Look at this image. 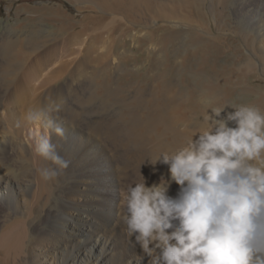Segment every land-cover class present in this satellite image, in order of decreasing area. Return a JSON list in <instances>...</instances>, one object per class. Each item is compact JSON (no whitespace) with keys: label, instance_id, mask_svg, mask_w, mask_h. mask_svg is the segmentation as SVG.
I'll return each instance as SVG.
<instances>
[{"label":"rangeland","instance_id":"1","mask_svg":"<svg viewBox=\"0 0 264 264\" xmlns=\"http://www.w3.org/2000/svg\"><path fill=\"white\" fill-rule=\"evenodd\" d=\"M209 1L202 7L196 5L194 0H165L166 9L156 7L146 15L139 10L124 15L105 11L103 14L100 0L81 5L68 0H0V72L5 71L0 76V122L5 128L4 137L7 136L5 143L12 140L15 149L12 155L5 158L0 154V163L13 170L14 178L18 181L36 178L35 188L25 198L26 202L21 197V210L15 217L5 222L4 212L0 209V264H48V249L40 243L36 245L35 236L44 225L45 214L50 210L56 211L60 206V192L67 187L61 180L57 182L58 177L45 183L41 179L40 170L48 167V164L35 152V137L38 132H43V126L27 120L29 110L58 105L60 115H69L70 111V120L82 127L85 136L90 137L88 139L86 136V143L95 145V150L83 148L81 154L85 157L79 161L76 159L78 151L69 149L65 152L67 160L75 169L83 160L90 159L89 162L97 170V159H102L106 164V160L109 161L112 174L103 181L105 201L102 205L107 210L110 208L113 215L121 210L118 207L121 189L141 182V173L149 185L159 182L161 176L168 178L167 165L153 166L150 163L164 152L160 150L154 154L162 142L154 134L156 122L150 123L147 132V151L140 148L137 127L133 126L130 130L129 118L132 115L137 119L143 110L137 109L136 105L139 89L145 85L146 77L136 74L125 78L116 72L118 54L122 48V52H128L130 65L149 64L151 60L168 64L159 74L167 75V84L173 85L171 129L176 123L175 116L182 109L194 110L184 120L180 119L184 121L181 126L177 125V129L191 136V130L200 126L206 111L211 114L210 107L247 105L261 110L259 101L264 98V73L261 66L256 68L255 56L263 51H259L257 37L247 26L248 21L238 22L235 15L226 11V0H211V6ZM174 6H177L176 11L170 9ZM226 12L230 14L229 20L226 24L222 23L225 20L219 23L217 15L223 16ZM166 14L170 23L166 21ZM208 27L212 29L213 37L208 34ZM146 32L154 37L148 42L145 41ZM165 32L174 34L176 40L169 43L167 49H162L159 38ZM210 43L220 49L218 54ZM106 70L112 73L114 82L107 78L109 72ZM102 82L108 85L105 91L100 88ZM209 82L213 84L212 87L208 85ZM110 85L114 90L110 89ZM126 87L127 90H124ZM117 89L121 94L116 92ZM212 93L216 94L215 99H209L208 95ZM123 100L125 103L129 100V105H125ZM195 105L199 106L200 111ZM227 111L234 109L229 107ZM64 131L67 136L70 135L65 128ZM131 132H134L133 135ZM49 134L53 143L59 140L51 132ZM128 136L132 138L128 139ZM172 137L171 132L173 142L175 137ZM127 142L131 143L128 145ZM97 143L103 147H98ZM171 145L170 151L174 152ZM177 147L176 150L181 148ZM23 157H26L28 164L21 162L20 158ZM77 164L78 167L75 166ZM45 185L47 188L42 190ZM54 189H58L56 194H51ZM177 191L178 186L173 184L170 194L175 195ZM72 200L77 201L78 198ZM19 223H22L28 238L25 246L10 249L7 231ZM118 236L121 237L120 234Z\"/></svg>","mask_w":264,"mask_h":264},{"label":"clouds","instance_id":"2","mask_svg":"<svg viewBox=\"0 0 264 264\" xmlns=\"http://www.w3.org/2000/svg\"><path fill=\"white\" fill-rule=\"evenodd\" d=\"M209 109L183 147L150 162L167 165L168 178L149 185L141 173V182L120 191L118 218L139 247L141 264L145 258L148 264H264V112L247 105ZM59 111L42 107L26 117L43 126L35 152L54 166L40 170L46 181L68 167L49 134L65 135L54 115Z\"/></svg>","mask_w":264,"mask_h":264},{"label":"bare ground","instance_id":"3","mask_svg":"<svg viewBox=\"0 0 264 264\" xmlns=\"http://www.w3.org/2000/svg\"><path fill=\"white\" fill-rule=\"evenodd\" d=\"M68 1L74 2L79 5L83 4L84 2L86 3L91 1L94 2V0H68ZM226 1L228 2L227 3L228 5L224 6L226 8V11L231 13L232 16L235 15L238 18L237 19L235 17L238 20V22L248 21L247 26H249L251 32H253V34L257 37V41H258L257 45L258 46L260 45L259 51H263V53L259 52L260 54L255 56L257 58L256 68H258V65L261 66L262 72L264 73V0H226ZM100 2H102L101 3L102 8L101 9L98 8V9L103 11V14L105 11L108 14L109 12H113L114 14L118 12V13H124V15H126L127 13L129 15L139 10V12H141L142 15H146V12L151 11L153 8L157 7L160 9H166L168 7L167 4H165V0H100ZM194 2L196 5L200 4L202 5V7H204L207 0H194ZM96 3L99 4V2ZM209 3L211 6V0L209 1ZM170 9L172 11H176L177 6H174V8L170 7ZM229 15L230 14H227V12L223 16L217 15L218 16L217 21H219L220 23L223 20H225V22L222 23L226 24V21L229 20L230 17ZM117 16L120 15L118 14ZM165 17H166V21L170 19V18L168 19L167 14L165 15ZM126 19H128V17ZM161 19L165 21V18L163 16H161ZM116 27L117 26L115 25L114 27L115 29L114 28L113 29L116 30ZM160 30H165V28H161ZM210 30L208 27V32H209L208 34L211 35V37H213V34L211 33ZM146 34L147 35L145 37L146 38L145 41L148 42L149 39L154 38L152 37V35L150 36V34H148L147 32ZM175 40H176V36L174 34L165 32L159 38L160 46H162V49L163 48L167 49L169 43L170 44L172 42L174 43ZM137 43L139 44V41ZM210 45L215 48L218 54L220 49H218L211 43ZM122 49L120 50L121 53L119 52L120 54H118L120 55L118 61L119 65L117 67L116 72L123 75L125 78L132 77L136 74L138 75L140 74L141 76L144 75L146 77V80H144L145 85L139 89L140 95L137 98V105H136L137 109H143V110L140 111L137 119L136 117H133L131 115V118H129L130 121L128 120V123H130L131 125L130 130L133 129V126L137 127L138 132L136 131L135 132L138 135L137 138L140 139L139 141L140 148H142L143 151L145 150L147 151V146H148L147 132L149 131L151 122L154 123L156 122L155 123L156 125L154 126L155 128L154 134H156L157 137L162 139L161 144L154 151V154H157L160 150L172 152L170 151V145L172 142L171 132L173 137H175V138L172 137L173 142L171 146L174 147L175 151L177 146L183 147L191 138V134L188 132H181V130L177 129L178 128L177 125L180 124L181 126V124H183L184 121L181 122L180 119L184 120V118L188 117V115L193 114L194 110L192 108L182 109L181 112L175 116L176 123L173 125L171 129L173 85L167 84L166 82L167 75L159 74L160 71L163 70L168 64H166L165 61H161V60H151L150 63L148 62L149 64L141 63L139 64V66L138 65L133 66L130 65L129 63L131 59L127 58L128 52L127 51L122 52ZM115 50H117V48ZM205 62L206 61L204 60V63ZM121 66H124V68H121L120 70L119 68ZM106 71L109 72L107 73V78L111 80L113 76L112 73L109 70ZM0 73H1L0 76L2 77L5 74V71L2 70V72ZM102 83L103 84H101L100 88L102 91H105L108 85H106L107 84L106 82H105L106 84H104V82ZM208 85L213 86V84H211L210 82ZM110 86H111L110 89L114 90L112 85ZM210 86L209 88L211 89L212 86L211 87ZM130 88L128 90H130ZM123 89L127 90V87ZM118 90L120 89H117L116 92L119 93ZM122 94L124 95V93ZM209 95H208L209 99H215L216 94L212 93ZM118 99L120 98L118 97ZM135 101H131V102L133 103ZM122 102L126 105V103L129 102V100H127L126 103L124 100ZM259 102H261L260 103L261 110L264 111V98L261 99V101ZM127 104L129 105V103ZM195 106H196L195 108H198V110L200 111L199 106L197 105ZM122 110H121V114H122ZM130 111L131 110H129V112ZM202 113H204V110H202ZM54 115L59 116L60 119L57 122L60 123L61 126L68 131V134H70L69 136H67V133H65L64 137L57 136L59 140L57 139V141L56 140L54 141V144L57 146L56 148L57 152L64 160L68 162L65 152L69 149L78 151L76 154V159L79 161L85 157V155L81 154L83 148L95 150V145L93 146L92 144L86 143L87 141L85 138L87 135L85 136V134L83 133L82 127L73 124L72 121L70 120L72 118V116H70L72 115L70 111H69V115L67 113V115L70 116V118H68L67 115L63 116L64 115L63 113L61 115L60 113L59 114L55 113ZM66 117L70 121L67 120ZM181 129L183 128L181 127ZM4 130L5 128L1 126V122H0V154L1 156H4L3 158H5L6 155H12L13 151H15L14 147L12 146V140L5 143L4 139H7V136L4 137V134L6 133ZM125 134L128 135L127 132ZM54 136L56 137L55 134ZM128 137H129L128 139L132 138V137L130 138V136ZM87 138L89 139L90 137L87 136ZM137 138L135 137V139ZM132 141L133 140H131V142ZM131 142H127V144L129 145V143ZM97 146L100 148L103 147L101 143H97ZM143 154L145 155L144 152ZM142 157L144 159L143 155ZM25 158L24 157L20 158V160L24 164L26 163L28 164V160H26ZM88 160L90 161V159ZM89 161L83 160L79 167L78 164L75 165L76 167H78L75 169H73L70 163L68 162L67 169L60 170V174L58 176L59 180L57 182L59 183V181L61 180V183L64 182L62 184L64 185L66 184L67 187H65L60 192V194L62 195H60L58 199L60 201V206L57 208V210L55 209L56 211L53 212L50 210L48 211V213L45 214L46 220L44 222L43 227L39 229L36 233L35 244L38 245L40 243L44 245L46 249H48V251H46V253H48L46 256V263L48 264H141L143 256L140 252V249L137 245L134 244V242L129 237L126 236L123 230L124 225L121 222V220L118 218V213H121V210H118V212L115 215H113L111 213L110 208L107 210V208L102 205L103 202L105 201V197L102 190L104 184L103 181L105 180L106 177L108 178V176L112 174V169L109 161L106 160L107 162L106 164L105 162H103L102 159H97L96 163L98 164V170L94 169V167L90 163L91 161L90 162ZM46 163L48 164V167H54L53 165H51L50 161H46ZM14 175L15 174L13 170L9 169L8 167L0 163V209H2L4 212L5 222L15 217L16 214L21 210V207H19V202L21 197H24V201H25L26 200L25 198L30 194H32V191L35 188L36 178L34 179L33 177H30L28 179L18 181L14 178ZM76 175H78L79 177H76ZM82 177H84L82 179V180L85 179L84 181L80 180V178ZM56 178H54V180ZM42 181L44 183L46 182V180L44 179ZM46 188L47 186L45 185V187H43L42 190ZM57 190L58 189L56 190L54 189L51 192V194L54 193L56 194ZM75 198H78V200L73 201L72 199ZM7 234H8L7 245L10 249H13L14 247L16 249L17 248L19 249L20 247L25 246L28 237H27V233L24 232L22 223H19L15 227L10 228L7 231ZM119 234L121 235V237L118 236ZM143 264H148V258H145Z\"/></svg>","mask_w":264,"mask_h":264}]
</instances>
